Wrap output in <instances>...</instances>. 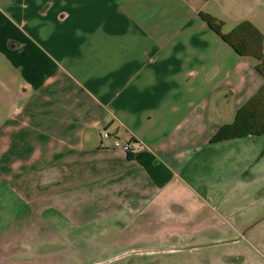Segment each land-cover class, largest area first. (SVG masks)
Masks as SVG:
<instances>
[{"label": "crops", "instance_id": "crops-1", "mask_svg": "<svg viewBox=\"0 0 264 264\" xmlns=\"http://www.w3.org/2000/svg\"><path fill=\"white\" fill-rule=\"evenodd\" d=\"M200 12L250 22L264 54V0H0V204L127 249L262 189L264 133L211 139L264 77Z\"/></svg>", "mask_w": 264, "mask_h": 264}, {"label": "rangeland", "instance_id": "rangeland-1", "mask_svg": "<svg viewBox=\"0 0 264 264\" xmlns=\"http://www.w3.org/2000/svg\"><path fill=\"white\" fill-rule=\"evenodd\" d=\"M261 166L262 189L193 237L166 235L127 249L112 243L111 232L100 234L98 220L76 226L57 213L33 215L24 203L0 204V264H264V148Z\"/></svg>", "mask_w": 264, "mask_h": 264}, {"label": "trees", "instance_id": "trees-1", "mask_svg": "<svg viewBox=\"0 0 264 264\" xmlns=\"http://www.w3.org/2000/svg\"><path fill=\"white\" fill-rule=\"evenodd\" d=\"M199 15L238 54L254 58L256 70L264 77L263 37L257 28L248 21H242L229 32H223L222 21L208 13L200 12ZM262 133H264V84L242 108L237 110L231 123L220 127L211 141L216 142Z\"/></svg>", "mask_w": 264, "mask_h": 264}, {"label": "built area", "instance_id": "built-area-1", "mask_svg": "<svg viewBox=\"0 0 264 264\" xmlns=\"http://www.w3.org/2000/svg\"><path fill=\"white\" fill-rule=\"evenodd\" d=\"M102 137H109V133L107 132V131H104L103 133H102ZM124 148L129 152H131L132 151V148H131V146H130V144L129 143H127V144H125L124 145Z\"/></svg>", "mask_w": 264, "mask_h": 264}, {"label": "water", "instance_id": "water-1", "mask_svg": "<svg viewBox=\"0 0 264 264\" xmlns=\"http://www.w3.org/2000/svg\"><path fill=\"white\" fill-rule=\"evenodd\" d=\"M224 242H228V241L215 242L214 244H217V243H224Z\"/></svg>", "mask_w": 264, "mask_h": 264}]
</instances>
